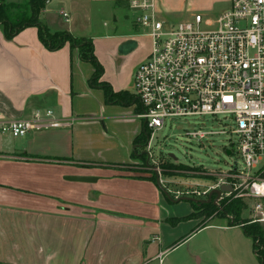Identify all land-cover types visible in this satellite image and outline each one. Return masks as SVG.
Listing matches in <instances>:
<instances>
[{
  "label": "crops",
  "instance_id": "crops-1",
  "mask_svg": "<svg viewBox=\"0 0 264 264\" xmlns=\"http://www.w3.org/2000/svg\"><path fill=\"white\" fill-rule=\"evenodd\" d=\"M155 1L172 23L215 18L231 5ZM129 5L50 0L39 15L51 32L93 40L112 102L91 85L95 69L77 49L50 51L36 27L8 39L0 25V116L28 120L52 110L69 122L19 138L0 134V264H260L242 226L203 224L202 209L166 198L147 158L142 167L146 148L135 141L146 123L133 79L152 41Z\"/></svg>",
  "mask_w": 264,
  "mask_h": 264
},
{
  "label": "built area",
  "instance_id": "built-area-1",
  "mask_svg": "<svg viewBox=\"0 0 264 264\" xmlns=\"http://www.w3.org/2000/svg\"><path fill=\"white\" fill-rule=\"evenodd\" d=\"M129 7L135 26L152 41L151 52L133 79L141 107L138 117L148 129L160 130L166 120L193 116H222L235 125L231 144L239 156L233 169L207 174L188 166L218 180L208 186L164 187L173 199L208 200L212 191L220 190L218 212L225 201L240 200L242 214L253 215L248 224L264 229V0H231L230 8L215 18L196 14L178 25L159 17L155 0H130ZM68 125L52 110L28 120L0 116V134L15 138ZM188 135L202 141L208 134L200 130ZM152 138L153 132L146 147L149 159L154 157ZM233 152L227 150L228 155ZM225 187L231 190L224 191Z\"/></svg>",
  "mask_w": 264,
  "mask_h": 264
},
{
  "label": "rangeland",
  "instance_id": "rangeland-1",
  "mask_svg": "<svg viewBox=\"0 0 264 264\" xmlns=\"http://www.w3.org/2000/svg\"><path fill=\"white\" fill-rule=\"evenodd\" d=\"M5 3L9 9V19L14 23L29 18L28 0H6ZM179 23L174 22L176 25ZM234 128V123L225 121L222 116H193L166 120L162 129L149 130L153 132L151 151L154 157L149 159V152L146 148L148 157L144 158L142 167L146 168L147 158L150 165L159 168L160 178L164 182L162 183L163 186L170 187L172 190L179 189L185 185L195 187L214 184L218 177L202 174L201 170H171L170 168L166 171L162 164L170 162L175 166L200 167L207 174L228 172L234 168L235 161L239 156L235 145L231 144L235 142V137L231 134V130ZM200 130L208 134L202 141H198L188 135ZM228 149H232L234 152L228 155ZM151 174L155 178L152 171ZM201 216L203 217V224L208 223L211 219H216V221L223 219L230 223L232 217L233 219L235 217V215L229 214L225 218L221 212H212L211 210L209 211V216L205 212H202ZM240 217V219L248 220L253 215L249 211H244V214H241Z\"/></svg>",
  "mask_w": 264,
  "mask_h": 264
},
{
  "label": "trees",
  "instance_id": "trees-1",
  "mask_svg": "<svg viewBox=\"0 0 264 264\" xmlns=\"http://www.w3.org/2000/svg\"><path fill=\"white\" fill-rule=\"evenodd\" d=\"M6 0H0V25L4 27L6 36L8 39H12L17 33L21 30L28 27H36L38 29V35L40 41L50 50L57 51L63 48L66 44H69L71 49H77L79 52L80 59L83 62L91 63L95 69L94 74L91 78V85L94 87L103 88L106 92L107 99L112 102L116 101L117 97L115 96L111 86L105 82H100V79L103 77L104 68L97 60L95 55V47L93 40L90 38H79L74 37L68 32H51L50 29L42 24L39 20V15L41 11L45 8L46 4L50 0H29V12L30 16L28 19L13 22L9 19L8 16V5L5 3ZM130 95L129 93H127ZM132 102L134 101L133 96L129 98ZM124 101V100H122ZM137 100L135 99V102ZM125 102V101H124ZM151 136V132L146 126L145 134L140 135L136 138L135 143L146 148L148 145V138ZM141 157H147V153L140 154ZM162 167L167 171L171 168L180 170L192 168L187 166H175L173 163H163ZM156 180V179H155ZM227 200L223 203L222 206V216L226 218V215L233 214L235 215L234 220L230 223L232 225H238L245 223L243 226L244 233L254 241V250L260 264H264V229L259 224H248L249 220L240 219L242 214V202L240 200L235 201ZM197 210L202 209V212L207 213L209 216V211H218V208L212 203L204 204L199 206L198 204L192 203ZM183 219V218H182ZM181 220V219H180ZM179 220V221H180ZM182 221V220H181Z\"/></svg>",
  "mask_w": 264,
  "mask_h": 264
},
{
  "label": "water",
  "instance_id": "water-1",
  "mask_svg": "<svg viewBox=\"0 0 264 264\" xmlns=\"http://www.w3.org/2000/svg\"><path fill=\"white\" fill-rule=\"evenodd\" d=\"M148 142H149V138H148ZM144 153H147V152L145 151ZM228 153H230V152H228ZM148 165L155 172L157 186L161 189L162 193L166 196V198L172 203H179V202L186 201V202H191V203L198 204L199 206H201V205L210 204V203L213 202V204L216 205V201L219 199V197L221 195V191L220 190H215V191H212V193L210 194L208 200H198V199L189 198V197H183V198H180V199H173L172 196L169 194V192L166 190V188L163 186L157 167L151 166L149 164V161H148ZM223 190L224 191H230L231 189L225 187V188H223ZM214 195H216V199L213 201L212 199H213Z\"/></svg>",
  "mask_w": 264,
  "mask_h": 264
}]
</instances>
